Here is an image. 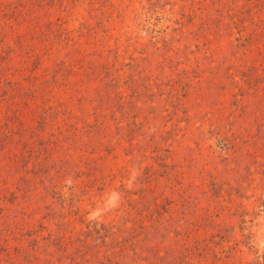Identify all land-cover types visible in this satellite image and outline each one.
<instances>
[{
    "label": "rangeland",
    "instance_id": "374dc122",
    "mask_svg": "<svg viewBox=\"0 0 264 264\" xmlns=\"http://www.w3.org/2000/svg\"><path fill=\"white\" fill-rule=\"evenodd\" d=\"M0 264H264V0H0Z\"/></svg>",
    "mask_w": 264,
    "mask_h": 264
}]
</instances>
